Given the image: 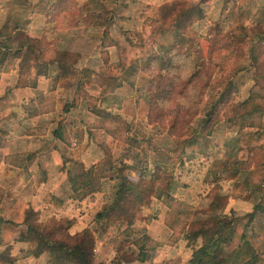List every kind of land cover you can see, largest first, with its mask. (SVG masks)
Masks as SVG:
<instances>
[{
  "label": "rangeland",
  "instance_id": "obj_1",
  "mask_svg": "<svg viewBox=\"0 0 264 264\" xmlns=\"http://www.w3.org/2000/svg\"><path fill=\"white\" fill-rule=\"evenodd\" d=\"M193 6L203 17L172 28ZM16 27L41 52H11L0 65V255L48 263L46 255L24 258L27 210L35 224H62L71 236L88 230L95 264H190L201 239L188 234L199 223L226 217L246 226L254 214L243 254L264 264V146L239 149L242 128L262 124L252 113L264 109V0H0V33ZM172 42L190 58H175L150 84L156 64L147 62L162 51L158 43ZM223 91L230 98L211 135L208 126L178 161L170 120L193 116L182 126L195 128ZM248 98L253 108L239 109ZM100 164L99 190L77 200L68 169ZM159 166L170 177L162 199L151 198L132 225L96 221L114 201L120 173L136 188L144 168L150 179ZM146 237L147 261H129Z\"/></svg>",
  "mask_w": 264,
  "mask_h": 264
},
{
  "label": "trees",
  "instance_id": "obj_2",
  "mask_svg": "<svg viewBox=\"0 0 264 264\" xmlns=\"http://www.w3.org/2000/svg\"><path fill=\"white\" fill-rule=\"evenodd\" d=\"M194 17L196 20L203 17V13L196 6L189 7L184 11V14L180 13L179 16L175 17L176 24H174V27L172 28H176L180 31L181 25L190 21ZM9 31L10 32L7 33V35L4 34V31L0 33V37H5L8 42L7 45H0V65H3L6 62L7 56L11 52L16 57L21 55L24 49L30 50L33 54H39L41 52L40 48L37 50L34 42L35 40L27 37L21 28L16 27ZM157 45L162 51H154L153 57L147 62L148 65L156 64V69L151 65V71L147 70L152 73V78L149 81L150 84L159 80V72H168L170 69L176 67L175 58L181 55L185 58H190V56L184 52L182 45L175 42L170 43L167 48H164L160 43ZM58 67L62 72H67L70 68L64 65ZM199 67L204 68L205 64L198 65L197 70H199ZM178 72H180V69ZM195 74L193 75L191 72V77L195 76ZM176 77L178 78L179 75H176ZM116 86L119 87L120 84ZM173 86V82L165 84V96L170 93ZM229 95L230 94L224 97L223 91L219 97H217V100L209 106L203 117L196 121L195 128L189 129V126H182L183 124L191 122L193 116H191L189 120H182L181 122L174 119L170 120L168 127L169 131L172 133L173 137H175V143L178 145L177 148L181 150L179 154L177 151L174 153L178 161L182 159L185 147H193L194 144L197 143L195 138L206 132L208 126L210 131L206 133L205 138L211 135V132L214 130L212 128L216 122V118L220 115L222 107L227 105L228 98H230ZM237 106L239 109L243 110L249 107L253 108L250 98L239 103ZM183 110L190 109L183 104ZM256 112L259 113L262 124L258 127L250 126L242 128L243 131L239 137V149L243 153L264 146V109L256 108L253 110L252 115ZM185 131L189 134L187 135ZM181 136H183V139H179ZM243 155L244 154H242L241 158H243ZM146 171L147 167L143 169V174L140 176L136 188L129 186L125 176L120 173V183L115 193V199L110 205L105 206L102 211L96 215L97 222L101 223L110 220H113L114 222L125 221L129 225H132L139 210L143 205H147L151 198L155 197L157 199H162L165 194H163L165 188L169 187L170 177L167 180L161 166L156 167L150 179H146ZM115 174L118 176V172H115ZM67 178L73 196L77 200H80L87 195L96 193L99 190L100 180L106 178V174L103 169V164H100L89 170L78 171L75 168L72 170L68 169ZM212 205V208L219 207L217 202L212 203ZM34 216L35 213L31 210L25 212L24 224L27 227V232L26 236H24V241L30 245V249L24 253L26 254L24 258L28 256L39 258L42 255H46L48 257L47 264H95L93 261V236L88 230H84L79 234L71 236L66 232V229L62 224H57L56 226L35 224V221H32ZM253 220L254 214H250V216H248V224L252 223ZM239 221L238 218L214 217L199 223V227L191 232V234H188L192 240L198 238L201 239V245L193 251L189 263H260L261 261L257 256L252 255L250 257V255L247 256L243 254V247L249 246L244 234L248 224L246 226H241ZM237 228L243 229L242 233L239 235L236 230ZM148 240L149 238L146 237L144 244L137 242L138 253L136 256H127L129 261H138L139 263L147 261L148 255H146V242ZM1 244L2 242L0 241V245ZM0 259V264H15L18 260L16 257H11L8 250L1 253ZM242 260L243 263H240ZM109 264H123V261L119 260V258H114Z\"/></svg>",
  "mask_w": 264,
  "mask_h": 264
},
{
  "label": "crops",
  "instance_id": "obj_3",
  "mask_svg": "<svg viewBox=\"0 0 264 264\" xmlns=\"http://www.w3.org/2000/svg\"><path fill=\"white\" fill-rule=\"evenodd\" d=\"M253 1L258 2V3L262 2V0H253Z\"/></svg>",
  "mask_w": 264,
  "mask_h": 264
}]
</instances>
